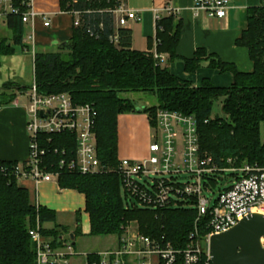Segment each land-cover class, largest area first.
<instances>
[{"label":"trees","instance_id":"obj_1","mask_svg":"<svg viewBox=\"0 0 264 264\" xmlns=\"http://www.w3.org/2000/svg\"><path fill=\"white\" fill-rule=\"evenodd\" d=\"M15 6L20 9V15L7 18L12 38L0 40V57L15 56L17 48L28 49L22 21L27 9L19 1ZM120 6L118 0H61L63 11L80 13L73 37L60 47L65 53L41 50L33 60V77L40 95L69 93L74 104L90 105L95 110L98 157L108 171L82 175L59 170L62 159L75 158L77 139L72 133L42 139V144L49 150L50 171L60 172L59 186L85 195L91 236L121 238L127 224L136 221L144 236L158 240L164 237L174 248L182 250L195 228L198 210L193 202L152 210L138 206L122 194L121 177L116 173L118 117L138 113L140 108V113L149 116L153 130L160 110L194 117L201 150L211 155L220 167H229L227 161L233 159L237 167L249 163L264 168V5L248 10L247 30L236 42L249 51L254 64L251 73H242L204 50H198L192 59H181L177 55L181 24L174 28L173 15L157 21L158 54L169 55L171 62L183 61L188 73L197 72L206 63L208 68L231 73L234 83L229 88L216 87L210 79H204L200 87H193L163 67L153 54L133 50L131 32L116 29L113 12ZM116 33L117 42L113 41ZM30 88L5 84L0 87V104L12 103L17 91ZM134 93L156 98L157 105L138 106L135 100L123 97ZM220 100L223 116L213 117L214 104ZM16 164L0 162V264H36V245L29 231L38 221L43 236L52 239L54 249L66 246L69 241L64 237L71 230L56 223L53 211L30 204L28 191L11 174ZM1 168H6L7 174L1 173ZM212 184L215 187L217 183ZM50 223L53 227L46 228ZM73 234L76 238L82 234L79 216ZM100 259L98 254H90L84 264H99ZM175 264H183L181 255Z\"/></svg>","mask_w":264,"mask_h":264},{"label":"built area","instance_id":"obj_2","mask_svg":"<svg viewBox=\"0 0 264 264\" xmlns=\"http://www.w3.org/2000/svg\"><path fill=\"white\" fill-rule=\"evenodd\" d=\"M17 1L27 9L22 14L23 23L35 21L37 14L32 9L31 0H0V24L10 15H20V9L15 6ZM229 8L230 0H193L196 17L205 15L210 19L224 20ZM169 13L176 14L171 9ZM72 14L79 23L80 13ZM113 14L116 29L127 28L130 20H140L135 12L126 10L123 5ZM44 25L49 27L50 22L46 21ZM113 41H118L117 33ZM24 42L30 47L34 60L37 53L34 34L25 36ZM154 56L162 63L166 60L164 54ZM21 98L28 101L30 153L25 163H17L11 170L17 183L26 180L37 185L58 182L60 172L50 171L49 150L42 143L48 137L68 132L77 139L75 158L70 161L62 159L59 170L82 175L108 171L98 157L94 132L96 113L90 105L74 104L69 93L40 95L35 81L28 91L16 94L14 104L18 105ZM42 112L46 117L41 116ZM149 152V158L141 162L119 160L116 173L121 177L122 194L138 206L152 210L177 208L184 202H193L198 210L195 228L186 247L178 250L164 237L159 240L146 237L128 225L119 238L120 248L98 254L101 258L99 264H175L179 255L183 264H212L209 246L213 236L230 231L258 211H263L264 215V168L249 163L237 167L233 159L227 161L229 167H220L211 155L201 150L194 117L158 111ZM1 173L7 174V169L1 168ZM183 176L190 180L182 181ZM213 181L220 187L217 199L209 197V194L215 195L217 188L213 187ZM29 235L36 245V264H71L75 256L73 246L66 244L62 249H54L52 239L43 236L39 221ZM261 244L264 249V238Z\"/></svg>","mask_w":264,"mask_h":264},{"label":"crops","instance_id":"obj_3","mask_svg":"<svg viewBox=\"0 0 264 264\" xmlns=\"http://www.w3.org/2000/svg\"><path fill=\"white\" fill-rule=\"evenodd\" d=\"M118 1L126 10L135 12L140 19L139 21L130 20L128 27L123 28L132 34L133 50L153 55L158 53L157 21L171 16L169 13L171 9L176 12L173 15L174 28L181 24V36L177 48V55L181 59H192L198 50H204L207 55H213L224 63L234 65L242 73H251L254 70L248 49L238 46L236 42L247 30L248 10L262 6L264 0H230L228 16L224 20L210 19L205 15L196 17L193 13V0ZM31 6L37 18L34 22L24 24L25 36L34 34L37 52L45 50L65 53L66 51L61 50L60 47L71 41L76 17L71 12L62 10L61 0H31ZM46 21L50 22L49 27L44 25ZM2 23H5L7 27V20ZM115 24L117 27V23ZM29 49L24 51L31 54ZM164 55L166 60L162 66L168 68L174 76L190 82L193 87H200L204 79H210L219 88H229L234 83L231 73H221L219 70L208 68V63L197 72L188 73L183 61L171 62L169 55ZM0 107V162L25 163L30 153V139L27 133L28 101L26 98H21L18 105L12 102L6 105L0 104ZM125 119L128 120L126 122L128 137L136 140L139 137L147 141L144 146L146 149L144 156L149 155L148 145L152 143L153 135V129L151 127L150 132L148 125L149 116L123 114L118 117V159L121 153ZM126 157L138 156L130 151ZM18 185L28 191L30 204L33 207H44L53 211L56 214V223L68 227L71 230L70 234L76 230L78 216L80 217L82 234L77 238L74 236V240H69L67 243L73 246L75 257L80 256L86 259L90 254L114 252L120 248L119 237L116 235H90V216L86 212L84 194L72 189H62L57 181L37 185L31 180H26L19 181ZM53 225V223L47 224L46 228L51 229Z\"/></svg>","mask_w":264,"mask_h":264},{"label":"rangeland","instance_id":"obj_4","mask_svg":"<svg viewBox=\"0 0 264 264\" xmlns=\"http://www.w3.org/2000/svg\"><path fill=\"white\" fill-rule=\"evenodd\" d=\"M12 35L11 32L7 29L6 24L2 23L0 24V40H10L11 41ZM32 54H29L25 52L24 50H21L20 48H17V54L13 57H0V87H3L5 84L13 83V84H21L23 86L29 87L34 81L33 77V62H32ZM124 98L135 100L138 106H155L157 105L156 98L145 95L143 93H134V94H125L123 95ZM221 107H222V101H216L214 104L212 116L213 117H222L223 114L221 113ZM136 116H145L147 114L145 113H131ZM125 116H128V114H125ZM124 119V118H123ZM125 123H123V137L121 141V153L119 160H130L135 162H141L149 158V155H145V145L147 141H143L142 139H139L137 137L136 139H133L131 137H128L129 134H127V124L126 122L128 120H124ZM148 125L150 127L151 132V122L150 119L148 120ZM139 127V125H137ZM149 132V134H150ZM151 142L148 145V151L150 148ZM135 152L138 157L136 158H129L126 157L128 152ZM150 153V152H149ZM142 156V157H141ZM182 181H188L190 180L189 177L183 176L180 178ZM219 186L215 190V195L209 194V197H213V199H217L219 195ZM128 225H132L134 229H136L138 232H140L139 225L136 221H133ZM141 233V232H140ZM142 234V233H141ZM85 259L77 256L73 257V260L71 261V264H84Z\"/></svg>","mask_w":264,"mask_h":264},{"label":"water","instance_id":"obj_5","mask_svg":"<svg viewBox=\"0 0 264 264\" xmlns=\"http://www.w3.org/2000/svg\"><path fill=\"white\" fill-rule=\"evenodd\" d=\"M140 113L141 109L138 108ZM42 117H46L44 112ZM264 215L254 213L241 221L230 231L213 236L209 252L212 264H264ZM64 240H74V235H66Z\"/></svg>","mask_w":264,"mask_h":264},{"label":"bare ground","instance_id":"obj_6","mask_svg":"<svg viewBox=\"0 0 264 264\" xmlns=\"http://www.w3.org/2000/svg\"><path fill=\"white\" fill-rule=\"evenodd\" d=\"M258 213H261V214H263V211H258Z\"/></svg>","mask_w":264,"mask_h":264}]
</instances>
